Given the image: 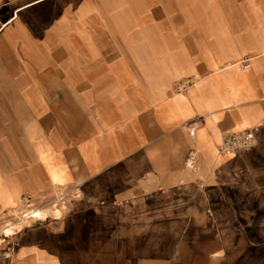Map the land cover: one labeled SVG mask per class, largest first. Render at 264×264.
<instances>
[{
  "label": "crops",
  "instance_id": "1",
  "mask_svg": "<svg viewBox=\"0 0 264 264\" xmlns=\"http://www.w3.org/2000/svg\"><path fill=\"white\" fill-rule=\"evenodd\" d=\"M24 199L39 214L3 235ZM245 211L264 0H0V264H254Z\"/></svg>",
  "mask_w": 264,
  "mask_h": 264
},
{
  "label": "rangeland",
  "instance_id": "2",
  "mask_svg": "<svg viewBox=\"0 0 264 264\" xmlns=\"http://www.w3.org/2000/svg\"><path fill=\"white\" fill-rule=\"evenodd\" d=\"M80 194V193H78ZM234 203H237L239 206L241 205H247L250 202L248 201V197L245 194L238 193L237 195L235 194L233 196ZM25 199L22 201V203H25ZM65 200L63 199L62 201H59L60 204H63ZM253 204V203H252ZM61 207V206H60ZM57 206V208H54V210H58L60 208ZM34 206H31L29 208L26 207V209H34ZM55 210V211H56ZM54 211V212H55ZM60 213V210H58ZM16 217H17V222H25L26 219L22 217L23 211H17L15 212ZM60 215V214H59ZM254 217V218H253ZM238 218L240 221L245 220V219H254L255 221V227L251 226L249 228L242 227L240 228V235L244 234L247 236L248 243L246 244H239V247L241 248L242 246H246L247 249L249 250L250 255L253 256V263L254 264H264V227L262 226V223L264 222V212H255V213H249V212H239L238 213ZM258 223H260V226H258ZM20 226V225H19ZM1 233V231H0ZM1 238V236H0ZM241 255V254H240ZM241 262V261H240Z\"/></svg>",
  "mask_w": 264,
  "mask_h": 264
},
{
  "label": "built area",
  "instance_id": "3",
  "mask_svg": "<svg viewBox=\"0 0 264 264\" xmlns=\"http://www.w3.org/2000/svg\"><path fill=\"white\" fill-rule=\"evenodd\" d=\"M257 130H258V127H252L250 129H243L237 132L227 133L221 145L219 146L218 153L219 154L240 153L246 150L251 145ZM186 165L191 168H194L195 155L193 153H190L187 156ZM25 201H26L25 203H26L27 208L32 206V202L29 199H25ZM25 219H29V217Z\"/></svg>",
  "mask_w": 264,
  "mask_h": 264
},
{
  "label": "bare ground",
  "instance_id": "4",
  "mask_svg": "<svg viewBox=\"0 0 264 264\" xmlns=\"http://www.w3.org/2000/svg\"><path fill=\"white\" fill-rule=\"evenodd\" d=\"M38 214H39V209H26V210L23 211L22 217L24 216L23 218H27V217H31L33 215H38ZM59 214L60 213H59L58 210H56L55 212H53L54 217L59 216ZM18 224H21V222L7 224V226L2 231L3 235H10V234H12L15 229L20 228V226Z\"/></svg>",
  "mask_w": 264,
  "mask_h": 264
}]
</instances>
